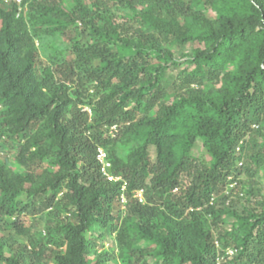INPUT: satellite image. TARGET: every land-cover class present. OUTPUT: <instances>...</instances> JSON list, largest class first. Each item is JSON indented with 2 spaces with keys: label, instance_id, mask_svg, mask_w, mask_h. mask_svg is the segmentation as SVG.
Instances as JSON below:
<instances>
[{
  "label": "trees",
  "instance_id": "1",
  "mask_svg": "<svg viewBox=\"0 0 264 264\" xmlns=\"http://www.w3.org/2000/svg\"><path fill=\"white\" fill-rule=\"evenodd\" d=\"M1 150L0 263L264 264V0H0Z\"/></svg>",
  "mask_w": 264,
  "mask_h": 264
},
{
  "label": "rangeland",
  "instance_id": "2",
  "mask_svg": "<svg viewBox=\"0 0 264 264\" xmlns=\"http://www.w3.org/2000/svg\"><path fill=\"white\" fill-rule=\"evenodd\" d=\"M198 45L199 44H197L196 46H198ZM193 46L188 45L187 48L185 49V51L191 50V47H193ZM70 54L71 53L68 52L67 53V56H69ZM178 55H179V53H178ZM183 60H184L183 58L180 59V61H183ZM151 150H152L151 153H152L153 157H155L156 156L155 155L156 154L155 153V149L152 148ZM0 154H3L4 156L5 155H8V157L10 158L9 162L10 163H13V160H12L13 159V156H14V152L13 151L5 152V151L1 150L0 151ZM194 154L196 156H199L201 159H206V160H209L210 159V156L206 152V150L203 148V145H202V142L201 141H198L197 145L194 147ZM261 174H262V172H261ZM229 179H231V178L229 177ZM261 181H262L261 186L263 188V194H264V178L263 177H262ZM236 185H237V183H235V182L234 183H230L228 185V187L225 189V194L227 196L230 195V197H231V198L230 197L227 198V200L225 201L226 202L225 204L226 205H231V206L234 204L236 208H238L239 210H242L243 209V205H245V203H247V202H245V199L239 200V197L231 194V189H233V187H235ZM137 196L140 197V198H142L143 200H146L147 199V195L143 191L138 192L137 193ZM259 200H260V197H256V198L253 199V202L252 203L254 204V203L258 202ZM125 202L126 201L124 199L122 201V206H121L122 208H125V204H124ZM47 212L44 214V216L41 215V214H37V215H34L33 214V215H29V218H27V221L28 222H30L32 224L33 223L34 224L37 223L36 228L37 229H40L43 232V234L45 233V230H43V228L45 227V222L50 218V215ZM233 221L234 220L232 218H230L228 220V222L226 224L227 225V228H230V229L233 228ZM103 243L106 244V247H109V245H110L109 240H105ZM217 245H218L219 252H221V250L223 248L222 247L223 245L220 242V240H218ZM101 249H103V247H100V250ZM237 253H238V250L236 248H234V247L228 248L226 250L225 256L224 255H221L220 256V254H219V257L217 258L218 264H223L224 261H228L230 263V261H233L235 259ZM147 261H148V264H157L156 260L154 258H152V257H149ZM0 264H4V263H0ZM110 264H125V263H124V261L122 259H119V260H117V262L115 261V262H112ZM230 264H237V263L231 262ZM253 264H255V263H253Z\"/></svg>",
  "mask_w": 264,
  "mask_h": 264
},
{
  "label": "built area",
  "instance_id": "3",
  "mask_svg": "<svg viewBox=\"0 0 264 264\" xmlns=\"http://www.w3.org/2000/svg\"><path fill=\"white\" fill-rule=\"evenodd\" d=\"M99 159L103 165V168H102V171L109 176V179L110 180H114L116 179L115 176L111 175L109 172H108V169L110 168L111 164L107 161L106 159V154L105 152H101V154L99 155Z\"/></svg>",
  "mask_w": 264,
  "mask_h": 264
},
{
  "label": "clouds",
  "instance_id": "4",
  "mask_svg": "<svg viewBox=\"0 0 264 264\" xmlns=\"http://www.w3.org/2000/svg\"><path fill=\"white\" fill-rule=\"evenodd\" d=\"M4 1H14V0H4ZM18 3H21L23 0H16ZM22 7H20L21 10Z\"/></svg>",
  "mask_w": 264,
  "mask_h": 264
}]
</instances>
